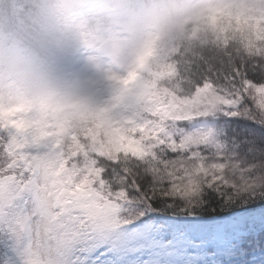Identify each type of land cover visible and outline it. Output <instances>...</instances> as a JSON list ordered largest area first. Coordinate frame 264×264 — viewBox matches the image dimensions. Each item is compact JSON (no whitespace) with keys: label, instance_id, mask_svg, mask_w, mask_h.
<instances>
[{"label":"snow or ice","instance_id":"obj_1","mask_svg":"<svg viewBox=\"0 0 264 264\" xmlns=\"http://www.w3.org/2000/svg\"><path fill=\"white\" fill-rule=\"evenodd\" d=\"M186 4L77 111L0 102V264H264V0Z\"/></svg>","mask_w":264,"mask_h":264},{"label":"rangeland","instance_id":"obj_2","mask_svg":"<svg viewBox=\"0 0 264 264\" xmlns=\"http://www.w3.org/2000/svg\"><path fill=\"white\" fill-rule=\"evenodd\" d=\"M181 3L173 19L168 8H158L156 4L134 6L127 0H58V5L65 6L71 14L81 12L79 22L90 23V29L84 26L89 32L86 36L75 35L66 41L68 43L61 41L67 49L61 53L66 59L63 63L67 66L71 63V83L64 94L55 85L50 86L53 90L48 93L43 85L37 87L36 62L40 64V60L32 52L19 50L18 43H11L8 34L0 31V102L21 104L36 115L49 118L56 117L58 110L63 113L77 111L85 98L96 93L97 84L107 89L106 77L133 63L150 42L159 40L163 25L179 24L184 20L186 0ZM76 38L79 39L73 46L71 42ZM69 48L72 50L70 58ZM48 49L56 50L54 46ZM42 91L45 95L40 96Z\"/></svg>","mask_w":264,"mask_h":264},{"label":"trees","instance_id":"obj_3","mask_svg":"<svg viewBox=\"0 0 264 264\" xmlns=\"http://www.w3.org/2000/svg\"><path fill=\"white\" fill-rule=\"evenodd\" d=\"M127 1L134 6L136 4H142L143 6L156 4L158 8L165 6L168 8L171 18L174 19L178 10L181 9L180 3L184 0ZM81 18V12H78L77 15L71 14L65 6L58 5V0H0V31L3 30L8 34L11 43H18L17 47L19 50L29 51L37 56L40 64L36 62L39 74L36 76L35 85L37 87L43 85L42 88L47 89V93L53 90L50 86L55 85L56 89L62 90V94H64L71 83L69 76L71 63L68 66L67 63H63L66 59L61 56V53L67 49H64V44H61V41L66 42L75 37V35L86 36V34H89L88 31H85L84 26L86 25L90 29V23L79 22L78 19L81 20ZM180 25L181 22L179 24L163 25L160 28L161 36L159 40L165 39L177 32ZM49 28L50 31H47ZM54 29L61 30L62 32H55ZM78 39H74V42H71V44L77 42ZM47 46H54L56 50L51 51ZM71 51V48H69V52L66 53L69 55ZM70 57L71 55H69ZM44 92H39V95H43ZM49 95L51 96V93ZM60 114L64 113L58 110L57 116Z\"/></svg>","mask_w":264,"mask_h":264}]
</instances>
